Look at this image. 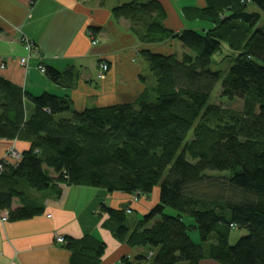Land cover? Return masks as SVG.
Listing matches in <instances>:
<instances>
[{
  "label": "trees",
  "instance_id": "trees-1",
  "mask_svg": "<svg viewBox=\"0 0 264 264\" xmlns=\"http://www.w3.org/2000/svg\"><path fill=\"white\" fill-rule=\"evenodd\" d=\"M202 1L204 7L184 6L180 15L208 22L212 27L203 33L170 30L160 0H130L113 10L143 43L172 40L186 50L180 56L140 53L155 83L133 104L76 112L68 95L33 96L0 76V140L31 145L18 162H0V216L17 222L43 212L23 185L51 189L59 198L72 186L94 187L127 194L132 203L159 186V203L134 226L127 221L131 204L103 209L116 239L149 248L137 264H201L206 257L264 264V27L260 14L247 12L251 1L264 11V0ZM223 44L235 55L227 72L211 68ZM45 74L69 88L79 78L74 69L47 67ZM219 83L221 97L243 102L241 112L211 103ZM26 100L34 109L30 116ZM16 198L22 206L15 210ZM237 227L248 234L232 246ZM193 230L201 244L192 241ZM63 245L72 252L70 264H102L107 249L91 236Z\"/></svg>",
  "mask_w": 264,
  "mask_h": 264
},
{
  "label": "crops",
  "instance_id": "crops-1",
  "mask_svg": "<svg viewBox=\"0 0 264 264\" xmlns=\"http://www.w3.org/2000/svg\"><path fill=\"white\" fill-rule=\"evenodd\" d=\"M160 1L169 15L165 26L183 31L185 20L181 9L175 7V0ZM121 3L124 1L0 0V76L33 96L44 92L68 95L76 112L138 101L147 87L155 83L140 53L149 49L161 55L176 52L180 56L186 50L177 42L180 51L174 52L143 43L130 22L114 17L113 10ZM198 3L199 7L205 6L202 0ZM211 27L208 25L207 29ZM90 37L98 40L96 45ZM24 42L33 44L31 53H27ZM28 56L29 66L20 65L21 59ZM101 63H107L110 69L105 79L98 80ZM47 67L62 73L74 69L79 74L76 86L54 84L45 74ZM25 106L27 116L32 115L34 109L29 100ZM14 146L22 155L31 145L26 140H0V159ZM22 187L44 210L28 220H0V264H70L72 252L58 244L57 237L97 238L107 248L102 264H137L140 255L146 257L150 253L142 247L132 249L116 239L106 226L110 215L103 209L115 210L131 204V210L138 214L134 226L159 203L156 200L132 203L127 194H110L84 186H72L59 198L51 189L36 192ZM21 206V200L16 198L12 208ZM194 238L192 241L198 244L197 237ZM201 264L221 263L206 257Z\"/></svg>",
  "mask_w": 264,
  "mask_h": 264
},
{
  "label": "rangeland",
  "instance_id": "rangeland-1",
  "mask_svg": "<svg viewBox=\"0 0 264 264\" xmlns=\"http://www.w3.org/2000/svg\"><path fill=\"white\" fill-rule=\"evenodd\" d=\"M123 1H124V3H128L130 0H123ZM199 1L200 0H197V1L196 0H194V1H183V2H181V1H176L175 0V3L174 4H175V7L178 10H180L184 6L199 5V3H198ZM124 3H121L120 5H122ZM247 12L260 14L261 15V21H260L261 22V26L264 27V11L263 10L257 8L252 3V1H251L249 3ZM184 18H185V16H184ZM184 24L186 25L185 26V29H193V30L196 29L200 33H203L204 30L207 29L208 25H210V24H208V22H202V21H195V22L193 21L192 22V21H187L186 18H185ZM89 34L91 35V33H89ZM90 39H91V37H90ZM91 40H92V43L94 45H96L97 42H98V40L97 41L96 40H93V39H91ZM153 46H156V44L153 45ZM157 46L166 48L167 50H170V51H173V52L174 51H180V48L178 47V44L176 43V41H172V40L165 41V42H163V44H157ZM26 47H27V45L25 43V48ZM221 55H223V57H225V58H223ZM226 56H229V58H226ZM234 56L235 55L232 54V52L230 51V49L225 44H223V50H222L221 53H218L215 56V59H217V60L215 62V65H212L211 68L213 70H219V69H221V70H224L225 72H227L230 69V65L233 63V57ZM101 64H99L98 70H99ZM108 72H104L105 73L104 74L105 76H104L103 79L106 78ZM103 79H100V80H103ZM220 89H221V84L219 83V85L216 87L214 93L211 96V99H210L211 103L217 104V105H222L224 108L229 109V110L233 109V110H236V111L241 112L242 107H243V102L240 101V100H238V101L237 100L236 101L235 100H231L230 101V100H227L226 98L221 97L220 96V92H221ZM62 117H64V118H67L68 117L69 118L71 116L69 114H67V115L65 114V115H62ZM57 118H59V116ZM13 151H17V153H19L18 150L16 149V147L14 146V147H11L8 150H6L5 153H4V156H6V155L9 156V154H12ZM19 154H21V153H19ZM213 175L223 177V176H228L229 173L228 172H223V173L214 172ZM159 195H160V191H159V186H158L154 190V193L151 194V196L149 198L146 197V196H143L142 199L148 198L147 200H149V201L150 200H156L158 202L159 201ZM126 205L123 204V206H126ZM165 213L168 214V215H170V214L174 215L175 212H173L172 209H167ZM137 219H138V214H136L135 211H133L132 214H129L127 216V221L129 222V225H133V222L137 221ZM159 220H160V216L158 218H155L154 220L150 221L149 222V225L150 226H153L154 223L156 221H159ZM128 222H127V225H128ZM231 232L232 233H231L230 238H229V243L232 246L236 245L237 244V241L241 237L246 236L248 234V231H246L243 228H238V227H237V229H233ZM190 235L192 236L193 239H195L194 236L197 237V239H198V242L197 243L198 244H201L202 243L200 233H198L197 230L190 231ZM205 247L207 248V245H205ZM143 249H144V251H149V248H143Z\"/></svg>",
  "mask_w": 264,
  "mask_h": 264
},
{
  "label": "built area",
  "instance_id": "built-area-1",
  "mask_svg": "<svg viewBox=\"0 0 264 264\" xmlns=\"http://www.w3.org/2000/svg\"><path fill=\"white\" fill-rule=\"evenodd\" d=\"M25 43L27 45V47L25 49H26L27 53L29 54V53L32 52V49L34 48L33 47V44L32 43H29V42H25ZM28 59H29V56L26 57V58H22L21 59V62H20V65H22L24 67L29 66L28 65ZM41 70H42V72H44V68H41ZM108 70H109L108 64L102 63L100 65V68H99L98 72H97L98 73L97 74V79L98 80L103 79L104 76H105L104 75L105 74L104 72H108ZM20 159H21V154L17 153V151H13L12 154H9V156L6 155V156H4V158L0 159V162L1 161L4 162V161H9L10 160L12 162V164H14L15 162H18ZM1 167L2 166L0 165V168ZM0 220L2 222L6 223V221L9 220L8 217H7V214L0 216ZM56 239H57V243L58 244H60V245L66 244V239L64 237H57Z\"/></svg>",
  "mask_w": 264,
  "mask_h": 264
}]
</instances>
